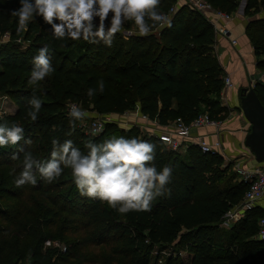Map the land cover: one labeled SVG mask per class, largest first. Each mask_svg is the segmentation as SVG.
<instances>
[{
  "label": "trees",
  "instance_id": "1",
  "mask_svg": "<svg viewBox=\"0 0 264 264\" xmlns=\"http://www.w3.org/2000/svg\"><path fill=\"white\" fill-rule=\"evenodd\" d=\"M207 1L227 12H234L240 2ZM175 3L161 0L159 10L164 13ZM261 6L264 0H246L244 14L254 15ZM19 7V0H0V33H9L8 40L0 43V93L16 104L13 113L0 115V123L20 124L25 139L32 140L30 146L23 140L20 144L41 160L49 158L53 138L61 143L71 139L86 151L84 145L90 140L136 136L157 146L155 165L162 169L171 164L173 176L168 185L170 196L154 200L150 212L121 216L99 200L81 197L67 169L52 184L37 175L36 186L17 188L13 179L21 170L23 154L12 160L17 148H0V218L13 225L7 228V237L0 234V264H83L71 261L81 248L69 239L70 230H88L87 240L108 245L119 264H264V242L255 237L258 219L264 215L258 208L247 209L228 228L221 225L224 214L241 200L248 186L232 171L231 161L203 152L197 144L183 151L170 149L158 135H140L136 127H120L113 121L97 135L76 127L73 131L64 112L66 100H79L101 114L123 113L138 104L142 113L163 125L177 117L189 122L203 112L215 119L225 118L227 108L221 101L224 70L213 48L215 31L206 13L183 3L169 16L171 27L157 26L143 37L125 38L117 33L109 48L82 39L55 40L40 17H34L27 29L17 34L18 18L11 13ZM124 29L135 31L131 24ZM247 34L254 53L263 55L264 18L249 21ZM45 44L55 72L35 86L43 106L38 120L32 122L26 117V105L34 86L27 81L31 60ZM258 65L263 67L264 59H259ZM100 80L105 82L103 93L98 90ZM88 88L97 89L91 100ZM254 89L264 104V86L256 82ZM63 213L70 215L69 221L55 231ZM47 239L65 242L67 250L45 247ZM170 245L171 253L159 263L161 250ZM181 252L187 253L186 259ZM112 262L111 255L102 261Z\"/></svg>",
  "mask_w": 264,
  "mask_h": 264
},
{
  "label": "clouds",
  "instance_id": "2",
  "mask_svg": "<svg viewBox=\"0 0 264 264\" xmlns=\"http://www.w3.org/2000/svg\"><path fill=\"white\" fill-rule=\"evenodd\" d=\"M20 7L12 10L18 18L17 34L24 32L34 17H40L50 26L52 37L58 41L83 40L90 44L103 43L112 47L117 33L125 38L132 35L148 36L157 26L171 27L169 17L159 10L161 0H19ZM131 24L135 31H123ZM66 46V45H62ZM50 48L47 44L37 50L31 60L32 69L28 84L33 95L27 101L26 117L36 122L42 101L35 95V86L55 72ZM264 80V77H261ZM98 90L105 91V82L100 80ZM96 88H88L89 100L96 94ZM69 124L74 131L76 122L89 117L75 103L68 106ZM2 119V117H0ZM96 129L92 134H96ZM127 131V129H125ZM70 131L68 135H71ZM31 145V138L25 139V129L18 123H0V148L14 146L17 151L12 160H19L23 154L21 170L14 175L17 188L26 184L37 185V175L47 184H52L70 170L72 183L81 197L99 200L118 215L132 212H150L152 203L159 197L171 194L173 167L166 164L158 169L157 146L136 136L106 137L100 142L88 141L82 151L71 139L61 143L53 138L52 149L46 160L37 159L31 150H26L21 141ZM264 237V232L260 233Z\"/></svg>",
  "mask_w": 264,
  "mask_h": 264
},
{
  "label": "crops",
  "instance_id": "3",
  "mask_svg": "<svg viewBox=\"0 0 264 264\" xmlns=\"http://www.w3.org/2000/svg\"><path fill=\"white\" fill-rule=\"evenodd\" d=\"M241 2L242 0L239 2L238 8L232 12V17L229 20L218 18L214 12H205L214 27L215 39L213 48L223 67V76L228 75L231 78L232 85L227 87L224 85L221 91V101L229 109L228 115L221 119L217 127L203 126L194 129L192 136L193 138L201 136L208 143H213L216 139H220L227 161H233L235 164L240 162L241 165L246 166L254 163L251 155L242 145L248 121L237 107V95L244 85L248 86L254 80H257L262 69L258 65V60L264 59V54L257 56L254 53L253 42L247 34V24L253 19L264 18V12L251 16L246 15L244 14L245 4L241 7ZM183 3L184 0H176L175 8ZM220 26L227 29L226 34L219 31ZM232 40H235V42H232ZM146 123L147 125L148 123L153 125L154 128L152 129H156V134L166 128H173V122L166 125L159 124L157 121H147ZM255 207L264 214V196L255 202ZM245 211L241 212L240 218L244 216Z\"/></svg>",
  "mask_w": 264,
  "mask_h": 264
},
{
  "label": "built area",
  "instance_id": "4",
  "mask_svg": "<svg viewBox=\"0 0 264 264\" xmlns=\"http://www.w3.org/2000/svg\"><path fill=\"white\" fill-rule=\"evenodd\" d=\"M184 3H188L202 12H208V11L214 12L217 15V17L221 19L229 20L232 17V12H227L225 10L217 8L207 0H184ZM174 10H175V4L172 5L168 9V11L164 13L169 17ZM219 31L222 32L223 34L227 33V29L225 27L220 26ZM0 37H1L0 42H5L9 38V33L8 32L2 34L0 33ZM232 42H235V40H232ZM261 77H264V66L262 67L257 80H254L252 85H255L256 82H260L264 86V80H262ZM224 85L226 87L232 85L231 78L228 75L224 77ZM73 103L79 106L82 110H86L88 112V109L83 108L78 102H70L68 106ZM67 109L69 112V107ZM140 115H141L140 118H142L145 121L156 122V120L150 119L148 115L142 112H140ZM110 121L114 122V120L111 119L107 114L94 116L90 118L89 121L85 124V128H83V130L87 134L93 135L92 132L94 129H96L98 131H96L95 135H97L103 131L106 123ZM220 122L221 120L212 118L209 116L207 112H203L195 116L189 122L185 121L181 117H177L173 120V128H166L164 130H161L160 133L157 134L164 143V145L173 150L186 148L190 144H197L203 152H209L211 154H220L224 156L225 151L220 139H216L213 143H208L201 136H195V138H193L192 136V132L194 129L203 126L217 127L220 124ZM235 169L238 172L239 178L245 183H247L248 186L238 205H234L235 207L234 206L231 207L224 214L221 221L222 226L231 225V223H234L233 221H237L241 217L242 211H245L255 206V202L264 196V164L263 163H257L246 166L236 165ZM233 208L235 211L232 210ZM262 232H264V215L260 216L258 219V230L256 233V237L264 242V237H261L260 235V233ZM44 245L45 247L54 245L60 248L61 251L63 252L67 250V245L58 240L52 241L50 239H47L45 240ZM20 264H29V262L23 261Z\"/></svg>",
  "mask_w": 264,
  "mask_h": 264
},
{
  "label": "rangeland",
  "instance_id": "5",
  "mask_svg": "<svg viewBox=\"0 0 264 264\" xmlns=\"http://www.w3.org/2000/svg\"><path fill=\"white\" fill-rule=\"evenodd\" d=\"M261 12H264V6H261L259 8L258 13L261 14ZM123 31L125 33L128 32V30H126V29H123ZM0 41H1V37H0ZM70 102H78L83 108L88 109V113H89L90 118H92L94 116L101 115V113L97 112L96 110H92V109L88 108L87 106H85L82 103V101H79V100H66L64 112L66 113L67 116H68V109L67 108H68V104ZM15 109H16V104L13 102V100L8 95H6L5 93H0V115L6 114V113H13L15 111ZM228 113H229V109L227 108L226 116L228 115ZM105 114L109 115V117L111 119H113L114 122H116L120 127H124V128H130V127H133V126L136 127L140 131V135H142V134L158 135L159 134V133L156 134V131H155L156 129H152V128H154L153 125H151L150 123H148V125H147V123H146L147 121H145V120L143 121V119L140 118L141 115H140L138 104H137V107H133L131 109H128V110H126L123 113L108 112V113H103L102 115H105ZM90 118H87V119H85L83 121H77L75 127L76 128H81V129L85 128V124L89 121ZM68 123H69V119H68ZM180 150L183 151L184 148H180ZM223 157H224V159H226L225 161L228 163L229 160L227 161L226 156H223ZM231 162H233V161H231ZM236 165H241V164H240V162H239V164H237V163L235 164L233 162L231 168H232V171L235 172L237 178L240 179L239 176H238V172L235 169ZM235 205H238V203H236ZM232 210L235 211L234 208ZM69 217H70L69 214L63 213L61 215V217L59 218V222H58L57 226L54 227V230L58 231L59 226L66 225V223L69 221V220H67V218H69ZM233 222H236V221H233ZM232 224L233 223H231V225ZM231 225H226L224 227L228 228ZM9 227L11 228V227H13V225L10 224V222H6L5 220L0 218V234L2 235V237H7V232H9V230H10L9 229L7 231V228H9ZM2 229H5V230L2 231ZM87 231L88 230H86V231L80 230V231H77V232H71V230H70V232H67V235H68L69 239L71 241L78 242L79 247L81 248L74 255V258L71 260L72 263H77L78 261H81V262H83V264H103L102 263L103 258L108 256V255H111L112 258H113V262L112 263L113 264H117V263L119 264L120 263L119 262V258L114 256V255H112L110 253V248H109L108 245L92 244L91 242H89L87 240V237H88V232ZM171 249H172V246L170 245V246H168L166 248H163L161 250V255L163 257H161L159 259V263H161L163 261L164 256H166L167 254L171 253ZM181 255L183 257H185V259H186V257H187L186 256L187 255L186 252H181ZM85 259H87V260H85Z\"/></svg>",
  "mask_w": 264,
  "mask_h": 264
},
{
  "label": "water",
  "instance_id": "6",
  "mask_svg": "<svg viewBox=\"0 0 264 264\" xmlns=\"http://www.w3.org/2000/svg\"><path fill=\"white\" fill-rule=\"evenodd\" d=\"M244 4L245 0H242L241 7ZM237 107L248 121L242 145L251 155L254 164H264V104L252 83L239 90Z\"/></svg>",
  "mask_w": 264,
  "mask_h": 264
}]
</instances>
